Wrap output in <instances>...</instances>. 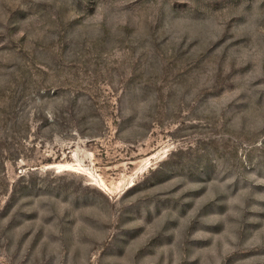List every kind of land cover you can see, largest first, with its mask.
I'll return each mask as SVG.
<instances>
[{
	"label": "rangeland",
	"instance_id": "obj_1",
	"mask_svg": "<svg viewBox=\"0 0 264 264\" xmlns=\"http://www.w3.org/2000/svg\"><path fill=\"white\" fill-rule=\"evenodd\" d=\"M0 264H264V0H0Z\"/></svg>",
	"mask_w": 264,
	"mask_h": 264
}]
</instances>
